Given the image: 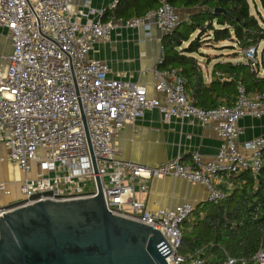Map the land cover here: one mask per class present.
I'll return each mask as SVG.
<instances>
[{"label":"built area","instance_id":"2783aa9c","mask_svg":"<svg viewBox=\"0 0 264 264\" xmlns=\"http://www.w3.org/2000/svg\"><path fill=\"white\" fill-rule=\"evenodd\" d=\"M103 12L88 5L84 12L71 14L69 0H0V29L11 45L7 67L0 71V141L8 147V159L24 173L33 162L42 171L24 178L20 186L24 198L45 191L62 199L95 196L98 178L110 212L159 230L170 247L175 243L165 256L167 264H204L199 256L178 251L181 223L194 204L150 210L134 194L146 191L151 178L171 176L205 185L208 200L217 202L227 194L213 185L217 176L243 170L258 175L264 166V139L247 140L243 148L248 153H242L238 121L247 115L264 116V93L248 96L239 85L234 103L202 108L186 92L175 68H152L153 89L161 99L148 96L144 84L109 77L108 64L91 57L90 51L95 42L110 36L116 23L144 28L149 35L152 25L161 33L172 31L180 18L168 0H157V6L141 16L103 20ZM260 43L262 48L264 41ZM160 49L157 64L164 60ZM258 50L259 44L240 53L254 61ZM152 108L165 117L214 122L222 140L217 155L203 161L193 152L191 169L184 168L180 156L154 166L118 159L114 136ZM89 179L92 185L85 190ZM5 191L0 180V197ZM218 264H264V244L251 261L227 256Z\"/></svg>","mask_w":264,"mask_h":264},{"label":"trees","instance_id":"16d2710c","mask_svg":"<svg viewBox=\"0 0 264 264\" xmlns=\"http://www.w3.org/2000/svg\"><path fill=\"white\" fill-rule=\"evenodd\" d=\"M175 8L197 7L188 20L179 21L163 34L164 60L160 66L176 68L186 91L202 108L234 103L238 86L247 93H264V45L254 61L219 60L212 73L219 76L204 82L203 71L194 53L203 46L220 45L237 57L242 48L264 41V0H168ZM157 0H117L106 8L102 19L141 16L155 8ZM111 11V12H110ZM221 78V79H220ZM254 176L250 170L231 174L234 186L223 199L200 202L181 223L179 253L199 256L204 264H218L227 256L251 261L264 244V166ZM191 217V218H190Z\"/></svg>","mask_w":264,"mask_h":264},{"label":"crops","instance_id":"0c3cea01","mask_svg":"<svg viewBox=\"0 0 264 264\" xmlns=\"http://www.w3.org/2000/svg\"><path fill=\"white\" fill-rule=\"evenodd\" d=\"M116 1L69 0V10L71 14L78 15L84 12L88 5L95 9H111L110 5ZM175 9L180 21L188 20L191 13L199 10L197 7ZM90 17L95 18V15ZM110 17H113L111 13ZM145 30L116 23L108 38L100 39L93 44L90 56L108 64L109 77L144 84L148 96H158L161 99V94H157L153 89L155 77L152 68L173 67L157 64L162 47L161 38L165 33H161L155 25H152L149 35L145 33ZM201 48L202 53L195 56L202 68L205 83L219 76L218 73H212L213 64L217 61L247 60L241 53H238L237 57L229 56L232 50L222 48L221 44L215 47L205 46L209 49L207 52L203 50L205 48ZM10 51L11 45L8 38L0 33V71H5L2 65L5 64L6 69L5 56ZM257 55H261L260 49ZM258 73L264 76V68L260 67ZM253 93L256 92L247 94L251 96ZM238 125L242 130L238 137V149L242 153L247 152L243 148L247 140L255 137L264 139V116L259 118L243 116L239 119ZM221 141L214 122L203 123L194 117H165L158 108L145 110L137 120L125 124L113 138L116 157L120 160L154 166L180 156V162L186 169L193 167V152H198L203 161L212 160L218 153ZM41 172L37 163L33 162L31 170L24 173L8 159V147L0 141V180L4 183L6 190L0 197V205L5 206L24 199L20 190L22 181L25 177H34ZM220 176L221 180H219ZM230 176L225 173L217 176L212 180L213 185L224 191L230 190L234 186ZM134 195L135 198L145 202L150 210L172 207L183 202L192 203L196 207L200 202L208 200V188L203 184H191L183 178L154 177L148 181L146 191H137Z\"/></svg>","mask_w":264,"mask_h":264},{"label":"water","instance_id":"95a60500","mask_svg":"<svg viewBox=\"0 0 264 264\" xmlns=\"http://www.w3.org/2000/svg\"><path fill=\"white\" fill-rule=\"evenodd\" d=\"M96 180L95 196L62 199L45 191L3 206L0 264H167L175 243L110 212Z\"/></svg>","mask_w":264,"mask_h":264},{"label":"rangeland","instance_id":"374dc122","mask_svg":"<svg viewBox=\"0 0 264 264\" xmlns=\"http://www.w3.org/2000/svg\"><path fill=\"white\" fill-rule=\"evenodd\" d=\"M0 31H1L0 33H2V34L5 35V33H6L5 30H2V29H1ZM261 46H262V43H259V49L261 48ZM202 48H205V46H203ZM202 48H201V49H202ZM203 50H204L205 52L209 51L208 48H205V49H203ZM194 55L197 56V53H194ZM2 67H3V69L5 70V64H3ZM91 185H92V180L89 179V180H88V183H87V186L85 187V190H89ZM190 218H191V217H190Z\"/></svg>","mask_w":264,"mask_h":264}]
</instances>
